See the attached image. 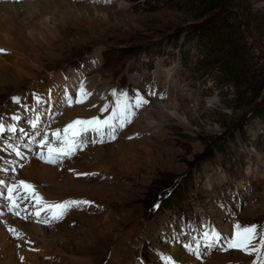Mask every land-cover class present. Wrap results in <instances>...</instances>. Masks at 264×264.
<instances>
[{
	"label": "rangeland",
	"instance_id": "rangeland-1",
	"mask_svg": "<svg viewBox=\"0 0 264 264\" xmlns=\"http://www.w3.org/2000/svg\"><path fill=\"white\" fill-rule=\"evenodd\" d=\"M82 1L90 8L93 7L89 4L97 2ZM120 3L123 7L117 8ZM218 3L220 9L217 14L214 12L206 20L198 18L202 9L189 6V0H116V7L108 5L106 17L103 14L99 16L91 9L63 14L59 12L61 7L44 17L59 39L57 47L61 58L42 59L43 71L33 70L40 82H45L46 76L61 70L74 71L85 57L100 49L102 67L94 69L87 76L96 81L102 80L94 88L96 99L109 102L104 92L98 91L103 81H109L118 93L125 90L132 95L141 86L147 88V92L152 86L158 93H164L167 88L163 81L159 80V87L155 83L158 73L162 72L171 74L175 85L172 92L175 99L179 100L177 102L182 104V115L189 129L180 125H160L153 134L143 132L142 140L147 138L144 144L149 147L141 145L142 154L151 157L146 159L141 154L136 160L134 172L121 174L95 168L91 160L83 162L88 165L90 173L96 174L92 177L107 174L115 180L112 183L117 188L116 200L108 201H113L109 205L115 213L123 214L105 215V207L99 209V214L95 205H88L83 210L87 209L86 214L96 213L108 226H116L118 235L126 225L134 223L140 216V233L145 231L144 228L150 230L152 223L157 224L156 233H168L164 228H158L159 220L165 218H172L178 228H185L189 222L196 228L209 222L223 227L230 217L232 220H228L229 223L257 225L258 232L264 231V198L260 199L263 208L256 209L253 215L241 214L245 206L254 203L249 199L255 200L257 192H264V0H225ZM100 6L105 7V2L97 3V7ZM219 14L226 28H229L235 45L243 51L238 55L244 54L245 61L251 66L249 73L253 77L252 83L247 81L245 85L238 86L229 79L226 71H222L224 68L220 67L221 63L229 59V55L222 52L216 39L210 40L200 34L202 27L207 25L208 28ZM38 18L39 15L34 16V20ZM224 34L221 32L220 38L224 39ZM29 45L46 56L39 45L34 42H29ZM21 59L27 60L28 54L25 53ZM55 60V64L48 63ZM10 61L13 59H7L6 68H9L7 62ZM10 80L9 77L2 81L0 110L11 96L26 91L33 78L25 79V83ZM143 84H147V87ZM134 85L139 87L133 88ZM254 85L255 88H251ZM4 87L8 88L2 89ZM27 93L34 95L36 90L29 88ZM183 97L189 99L183 100ZM164 101L168 102V99ZM152 103L156 102L150 99V106ZM124 154L128 155L126 152ZM170 164L182 165L184 169L180 173L172 171L169 169ZM78 170L86 171L84 168ZM245 184L249 187L246 191ZM170 188L174 190L171 196L168 194ZM48 195H51L49 191ZM56 196L65 197L66 200L64 195ZM226 196L232 197L227 200ZM211 199L212 207L222 212L226 207L234 206L236 209L228 210L219 220L206 210L205 202ZM157 204L159 207L156 209L154 205ZM73 211L68 216L74 217L77 211ZM239 216L241 218L238 221ZM109 218L112 219L107 222ZM79 224L80 221L69 226L73 229L78 228ZM142 226L144 230L141 231ZM154 234L151 232L148 240L141 234L133 236L142 242L141 245L138 242L134 244V254L138 257L143 255L149 264L157 263L155 248L150 242L162 241ZM114 242H118V239H113ZM76 243L79 244V240ZM109 246L102 244L97 246L95 252L87 253L94 264L108 263L113 245ZM166 247L168 252L172 249L170 244ZM66 248L67 245L63 246V249ZM231 254L236 252L232 251ZM54 256L50 259L53 260ZM39 258L42 260L43 257ZM59 258L61 264H66L64 257ZM218 260L220 256H214V261Z\"/></svg>",
	"mask_w": 264,
	"mask_h": 264
},
{
	"label": "bare ground",
	"instance_id": "bare-ground-1",
	"mask_svg": "<svg viewBox=\"0 0 264 264\" xmlns=\"http://www.w3.org/2000/svg\"><path fill=\"white\" fill-rule=\"evenodd\" d=\"M103 1L106 6L97 7V3L102 4ZM103 1L93 2L92 5L89 4V6L93 7L90 8L86 7L88 4L82 0H66L62 2L56 0H0V49L4 50L0 52V87H3L2 81L9 77L11 80H15L14 82L19 83H25V79L32 80L33 78L27 90L21 93L25 94L26 99L34 98L35 96V94L27 93L29 88H34L36 93H38L43 88L47 89L52 85L54 86L55 81L59 78L62 71H59L55 75L46 76L44 84H40V80L37 78L38 74L33 72V70L43 71L44 59L58 57L57 60H59L61 58V55H59L61 53H58L57 47L59 39L56 37L55 30L51 25L49 26L44 17L49 16L52 12L55 13L60 7L62 9L59 12H63V14H68L74 10L86 11L87 9H91L93 12L98 13L99 16L103 14L106 17L105 14L107 13L105 12L109 11L108 5L111 4L116 7V1L114 4H112L113 1L111 0ZM121 7H123V4L120 3V6L117 8ZM34 13L39 15L37 20H34V16H37ZM29 42H34V44L42 47V51L46 53V56L41 55L39 50L30 46ZM48 51H50V54L47 53ZM100 52V49H97L92 55L87 56L85 58L86 65L82 71L83 73H73L70 76L72 82L67 84L68 86H72L77 93L80 84L83 83L91 92V95L82 103L66 106L62 112V117H56L57 120L53 127H57L58 125L63 126L66 123L69 124L76 119L84 120L91 119L92 117H100L103 119L111 114V109L115 104V97L112 95V92L116 89L112 88L109 81H103L102 88L98 91H103L110 99V103H105L101 99H96V92H94V88L102 80L96 81L95 79L86 78L88 73H91V68L97 67L98 69L102 67L99 57ZM21 53H24L23 56L27 53L28 59H21L23 57H20ZM17 57L20 58L14 60ZM9 58L13 59V61L7 62L9 68H6L5 64ZM57 60L48 63L55 64ZM34 62L35 64L32 66ZM23 66H27L26 68L29 70L24 71L26 68H23ZM167 75H170V77L168 78ZM156 78L157 82L155 83L157 86L160 85L159 80L163 81L165 88H167L166 94L157 93L152 98L156 102L155 104L152 103V105L154 104L153 106L151 105L152 107L145 105L144 108L136 110L137 115L133 119V122L124 129L118 130L116 135L118 138L114 142H110L107 137H105L104 143L92 144L89 142L83 150L77 151V155L72 156V159H68V161L58 166L39 162L36 155H32L27 150L23 151L27 156L20 161L17 156L9 152V149L1 146L0 149L3 150H0V158H2L0 159V168L9 167L4 161H14L15 163L12 165L14 171L0 172V178H4L7 183L14 182L15 184L17 181H25L28 184L34 185L38 194L49 203L63 202L65 197L56 195H64L66 196L65 201H89L90 203L88 205H95L99 214L101 213L99 209L103 207H105V212L103 213L105 215L115 216L123 214L119 213L120 211H118L119 214L115 213L114 208L109 205L113 201L108 200H116L115 194L117 192V188L113 184L115 180L111 178V175L104 174L105 176L92 177L91 175L83 176L79 174L90 173L87 167L88 165L83 163L86 160H91L95 164V168L98 169L119 172L121 174L134 172L136 160L143 153L141 145L144 148L149 147L144 144L148 139L142 140L144 137L143 132L153 134L154 131L159 130L158 126L160 125H180L189 129V125L182 115V104L180 105L177 102L179 100L175 99L176 97L172 92L175 85L171 74L165 75L159 72ZM60 81L63 83L61 79ZM143 86L147 87V84H143ZM6 88L8 87L2 89ZM169 88L171 89L169 90ZM17 89H20V87H17ZM76 97L79 98L78 96ZM60 98L65 99V95L58 97V99ZM165 98L168 99V102L164 101ZM183 98V100L189 99L188 97ZM31 100L35 101L36 99ZM15 105L11 99L6 108L3 109V112H13L16 107ZM105 105L109 107L108 112L101 111ZM144 113L146 114L144 115ZM46 122H50V120L45 118L44 123ZM25 126L27 127L26 123ZM26 132L35 134L37 130L28 128ZM88 135L92 139H99L92 132L88 133ZM16 136L19 138V141L24 139V135L19 132L16 133ZM47 138L49 139L48 136ZM125 152L128 155L124 154ZM143 156L146 159L151 157L149 154ZM82 168L86 171L78 170ZM169 169L180 173L184 168H182V165L170 164ZM248 172L250 173V171ZM209 186H211V183H209ZM48 191L51 195H48ZM257 194H255V200L253 198L249 199V201H254V203L251 202L250 205L245 206L241 214L250 216L254 214L256 209L263 208V202L261 200L264 198V192H257ZM231 197L226 196V199L230 200ZM212 202V199L205 202L206 210L218 218L222 217V214L228 210H234L235 208L234 206L226 207L225 211L222 212L220 209L212 207ZM88 205L74 207L77 211L75 216H67L63 223L52 220L51 213L47 210L40 211V215L37 217L35 213L39 206L31 199L21 203L20 209H17L20 215H14L6 208L0 209V212H3V215H0V264H61L60 256L64 257L66 264H94V260L87 253L95 252L98 250L96 249L97 246L102 244L113 245L110 260L107 264H138L134 254V244L136 245L138 240L134 239V234H141L148 240V235L151 232L155 233L154 235L162 241H152L150 242L151 246H154L155 251H166L167 244L163 242L164 238L175 236L176 232L173 230H178V225L172 218H165L159 220L158 228L162 227L168 233H156V223H152L148 231L142 226L141 231L144 229L145 231L140 233V228H138L140 225V216L134 223L131 224L130 222L126 225L118 235L115 230L117 228L116 226L106 225V221H101V217L96 213L86 214L87 209L83 210V208ZM156 214L154 211V215ZM118 218L120 219L121 217ZM111 219L109 218L107 222H110ZM45 220L48 221L47 224L42 222ZM219 220L221 219L219 218ZM79 221V227L71 229L72 226L70 227L69 225L79 223ZM12 229L15 232L11 231ZM180 233L184 234L181 230ZM115 238L118 239V242H114L113 244L112 241ZM77 240H79V244L76 243ZM167 242L171 241L168 240ZM137 244L141 245L142 242L139 241ZM61 245H67V248L63 249ZM168 253L173 258H180L182 251L178 248V244H172V249ZM52 255H55L53 260L50 259ZM217 255L220 256V260L214 261V256ZM39 257H43L42 260ZM45 258H49V260ZM190 262L195 263L194 259H191ZM247 262V257L242 253L236 252V254H231L230 252L227 254H213L205 264H246Z\"/></svg>",
	"mask_w": 264,
	"mask_h": 264
},
{
	"label": "snow or ice",
	"instance_id": "snow-or-ice-1",
	"mask_svg": "<svg viewBox=\"0 0 264 264\" xmlns=\"http://www.w3.org/2000/svg\"><path fill=\"white\" fill-rule=\"evenodd\" d=\"M0 49V52H3ZM51 91V90H50ZM79 98H75L72 95L65 94V101L71 106L73 103H82L91 95V92L85 87L83 83L80 84L76 94ZM112 95L115 97L114 107L111 109V114L106 118L92 117L91 119H76L71 121L62 130L58 129L53 132L52 135L59 141L57 147H53L49 142L47 135L40 141V146L43 148L48 146V154L45 156L40 154L39 158L45 163L50 165H61L64 160L71 159L77 151L83 150L84 147L90 142L104 143L105 137L109 140L116 138L118 130L124 129L127 125L133 122V119L137 115L138 109L144 107L149 103L144 95H141L139 91L130 95L125 90H120L117 93L113 90ZM147 95H157L152 86H149ZM51 99V96L49 97ZM37 104L44 103L40 97H36ZM13 102L20 104L21 98L14 97ZM27 111L26 105H21ZM102 112H108L109 107L103 106ZM11 120L16 123H6L2 117H0V140L5 138V133L10 134L9 139L16 138V133L19 131L22 135H26L23 127H20V116L13 115ZM39 117L33 120L31 127L38 129ZM95 133L99 139H92L88 133ZM7 149H11L16 156L22 157V153L19 151L20 145L8 143ZM3 150V149H0ZM2 159V158H0ZM8 164V168H0V172L14 171V161H4ZM79 175L88 176L96 175L95 173H81ZM32 200L38 205L36 216L40 215V211L47 210L51 213V219L59 221L63 218L66 212L72 207H79L81 205H88L90 202L87 200H68L60 203H49L42 196L35 191V186L28 184L25 181H17L15 184L6 183L4 178H0V209L6 208L14 215H20L17 209H20L21 203L24 201ZM159 207V205H154ZM224 207V205H221ZM3 215V212H0ZM48 223L47 220L42 221ZM11 231L15 232L14 229ZM199 239L193 237V243L184 244V248L197 259L201 255H210L215 251L227 252L230 249H235L244 252L247 255L254 256L253 264H264V231L258 232L257 225L241 226L239 223L233 225V231L230 235H224L219 232L215 226L204 227L199 231ZM23 259V257H21ZM162 260L165 264H178L174 258L170 256H162Z\"/></svg>",
	"mask_w": 264,
	"mask_h": 264
},
{
	"label": "trees",
	"instance_id": "trees-1",
	"mask_svg": "<svg viewBox=\"0 0 264 264\" xmlns=\"http://www.w3.org/2000/svg\"><path fill=\"white\" fill-rule=\"evenodd\" d=\"M220 1L225 0H189V6L192 8L195 7L196 9H202L201 13L198 15V18L201 20H206L212 17L214 12L217 14L220 9L218 3ZM223 20L224 19L221 18L220 14L217 15L216 18L211 21V25L208 28L207 25L202 27L204 30L201 29L202 32H200V34H204V37L210 40L212 38L216 39L222 52L225 51L226 54L229 55V59L220 65V67L224 68H221L222 71H226L225 74L229 79L235 81L238 86H242L243 84L245 85L247 81L252 83L251 80H253V77H251L249 73L251 66L245 61L244 54L238 55L239 52L243 51H240L238 46L235 45L233 38L230 35V30L229 28H226L227 26L224 25ZM221 32L225 34L227 33V35L224 34V39L220 38ZM252 87L255 88V85L251 86V88Z\"/></svg>",
	"mask_w": 264,
	"mask_h": 264
}]
</instances>
